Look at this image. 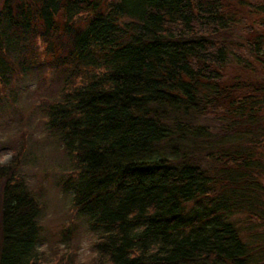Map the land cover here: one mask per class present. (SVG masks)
Wrapping results in <instances>:
<instances>
[{
    "label": "trees",
    "instance_id": "obj_1",
    "mask_svg": "<svg viewBox=\"0 0 264 264\" xmlns=\"http://www.w3.org/2000/svg\"><path fill=\"white\" fill-rule=\"evenodd\" d=\"M48 75L51 184L96 236L82 264H264V0H0V107ZM14 148L0 264H53L74 233Z\"/></svg>",
    "mask_w": 264,
    "mask_h": 264
},
{
    "label": "rangeland",
    "instance_id": "obj_2",
    "mask_svg": "<svg viewBox=\"0 0 264 264\" xmlns=\"http://www.w3.org/2000/svg\"><path fill=\"white\" fill-rule=\"evenodd\" d=\"M43 74L44 72H41L39 79L44 77ZM46 77H48L46 84L40 83L37 78H27L23 86L28 85L23 89L21 98L16 101L17 104L11 107L7 103L9 101L5 100L6 103L0 107V143H5L4 148L0 149V163L4 164L12 159L15 146L18 149L22 146L25 148L24 155L20 154L18 160V165L23 164L22 173L37 185L43 182L49 190L46 222L52 230L69 227L68 231L74 233L67 234L63 242H53L50 245L55 246L60 254L64 251L65 258L72 254L67 251L74 248L77 254L73 258L74 264H82L91 261L94 255L92 245L96 236L89 231L85 220L71 216L70 198L51 184V181L55 180L53 176L66 168V164L63 165L66 158L55 140L46 135L41 122L42 113L36 108L37 103L43 102L41 97L53 98L50 96L52 89L56 88L50 85L53 76ZM36 89L38 94L34 93ZM8 143H12L13 146L9 147ZM47 244L42 245V248H47ZM56 257L53 264L65 262V258L61 259L58 255Z\"/></svg>",
    "mask_w": 264,
    "mask_h": 264
}]
</instances>
